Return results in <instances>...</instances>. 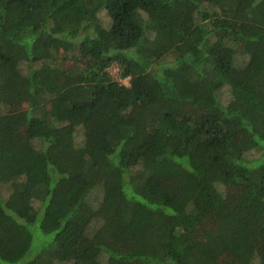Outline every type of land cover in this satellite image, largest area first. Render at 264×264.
<instances>
[{"label":"trees","instance_id":"16d2710c","mask_svg":"<svg viewBox=\"0 0 264 264\" xmlns=\"http://www.w3.org/2000/svg\"><path fill=\"white\" fill-rule=\"evenodd\" d=\"M32 227L23 264H264V0H0V264Z\"/></svg>","mask_w":264,"mask_h":264},{"label":"rangeland","instance_id":"374dc122","mask_svg":"<svg viewBox=\"0 0 264 264\" xmlns=\"http://www.w3.org/2000/svg\"><path fill=\"white\" fill-rule=\"evenodd\" d=\"M104 16V23H107V22H109V18H107L106 17V15H103ZM72 62H73V58L72 59H70L69 61H68V64L69 65H71L72 64ZM109 70L111 71V74L113 75V77H115L116 79H120L123 83H125V84H129V80H128V78H125V79H122V78H120V66L117 64V63H114L110 68H109ZM24 105H21V107H23ZM191 107H190V113H188V115H190V116H192V117H197L198 115H200L202 112H201V110L199 109V108H197V107H195V106H193V105H190ZM4 108V107H3ZM3 108H1V109H3ZM4 109H6V107L4 108ZM79 132H81L82 133V131H79ZM81 133H79V135H82ZM82 139H83V136H79L78 137V141L79 142H81L82 141ZM222 189H224V191H225V193L227 192L226 191V187H221ZM98 195V198H89L88 199V204L90 205V206H95L96 205V203H97V201H98V199H100L101 198V193L100 194H97ZM98 225V223H96L93 227H96ZM32 231H33V234H34V246H33V248H32V250L28 253V255L21 261V264H23L26 260H28V259H30L32 256H33V254H34V251H35V249H36V246L39 244V240L37 239V236H36V234H38L39 236H41V237H44V233L41 231V229L38 227V229H35L34 227H32ZM256 240H258V239H256ZM259 241V240H258Z\"/></svg>","mask_w":264,"mask_h":264}]
</instances>
